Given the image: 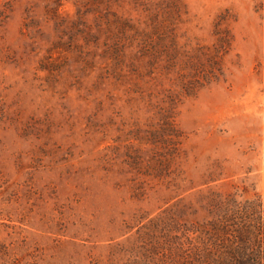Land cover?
<instances>
[{"label":"rangeland","instance_id":"1","mask_svg":"<svg viewBox=\"0 0 264 264\" xmlns=\"http://www.w3.org/2000/svg\"><path fill=\"white\" fill-rule=\"evenodd\" d=\"M183 2L188 50L235 39L194 97L139 53L159 0H0V264H218L212 200L264 198V0Z\"/></svg>","mask_w":264,"mask_h":264},{"label":"trees","instance_id":"2","mask_svg":"<svg viewBox=\"0 0 264 264\" xmlns=\"http://www.w3.org/2000/svg\"><path fill=\"white\" fill-rule=\"evenodd\" d=\"M156 6L157 14H151L148 19L150 29L138 33L141 41L137 47L142 58L149 59L151 64L162 61L168 73L176 74L175 84L180 89L179 94L185 97H194L202 89L225 81L228 58L235 42L228 27L230 16L225 14L217 18L216 42L212 46L198 44L188 50L177 34L179 25L188 15L183 0H159ZM167 127L172 126L167 124ZM167 135L169 138L165 141L171 144L169 151L177 154L178 136L173 131ZM212 201L213 220L203 225L199 237L202 251L208 256L217 255L215 263L218 264H264V198L244 204L232 199Z\"/></svg>","mask_w":264,"mask_h":264}]
</instances>
